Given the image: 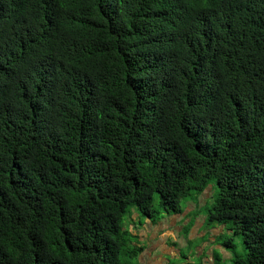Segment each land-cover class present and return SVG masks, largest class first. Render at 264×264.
Segmentation results:
<instances>
[{"label": "trees", "instance_id": "obj_1", "mask_svg": "<svg viewBox=\"0 0 264 264\" xmlns=\"http://www.w3.org/2000/svg\"><path fill=\"white\" fill-rule=\"evenodd\" d=\"M212 183L264 264V0H0V264H137Z\"/></svg>", "mask_w": 264, "mask_h": 264}, {"label": "crops", "instance_id": "obj_2", "mask_svg": "<svg viewBox=\"0 0 264 264\" xmlns=\"http://www.w3.org/2000/svg\"><path fill=\"white\" fill-rule=\"evenodd\" d=\"M181 216L182 214H176L172 215L170 218L163 217L159 221L153 223L148 218L141 219L136 212L132 214V222L128 225L129 231L135 236L137 244L143 248L137 258V264H178L181 257V248L187 247L188 244L187 242L184 243L185 240L175 235L174 230L168 227V223L175 225V228L181 230L182 227L178 226L181 221ZM204 224V218L201 220L196 218L192 225L191 240L206 234V231L203 229ZM154 228L155 231L152 234L149 233V231ZM211 230L215 234L219 233L216 227H212ZM211 241L214 242V239ZM175 242L178 243L175 244ZM143 244H145V246H143ZM208 244L209 242L204 243V247L199 248L201 255L204 254V248ZM149 247H151L152 251ZM214 249H219L225 256L229 254L228 250H226L222 244H216ZM191 253L192 250H190L188 254V259L185 260L186 263H193L190 259ZM214 255L213 249H209L205 256L201 258V264H214Z\"/></svg>", "mask_w": 264, "mask_h": 264}, {"label": "rangeland", "instance_id": "obj_3", "mask_svg": "<svg viewBox=\"0 0 264 264\" xmlns=\"http://www.w3.org/2000/svg\"><path fill=\"white\" fill-rule=\"evenodd\" d=\"M214 188V184H210L207 189L200 195H193L190 199H185L182 201L181 206L183 208L181 221L178 224V226L182 227L181 230H178L175 228V225H172L171 223H168V227L170 229H173L175 232V235L180 237V239L185 240L187 242V247L181 248V257L178 261V264H186V261L188 259V254L190 250H192V253L190 255V259L194 264H201V258L205 256V254L208 252L209 249H213V253L215 255H218L221 259L222 264H232L233 255L230 253L228 249V256H225L219 249H214V246L216 244H222L224 246V243L228 245L229 242H232V246L234 249V252L241 257H244L245 250L244 245L242 241L241 235H234L230 231L226 230L225 227H222V225L218 224H211L207 225L206 218V212L209 207H211L214 203V197L216 194V190ZM197 200V202H195ZM136 212L135 208H132L130 211V217H128L125 220V226L127 224H130L132 222V214ZM137 213V212H136ZM173 214L164 215V218H170ZM196 218L205 219V224L203 229L206 231V234H204L202 237H196L191 240V232H192V225L194 224ZM143 219V217H141ZM189 220V221H188ZM142 221V220H141ZM127 227V226H126ZM212 227H216L219 231L218 234H215L212 232ZM155 231V228L150 230L149 233H153ZM221 231V232H220ZM170 233V232H169ZM214 239V242L211 240ZM231 240V241H230ZM209 242V244L204 248V254H200L199 248L204 247V243ZM178 242H175L177 244ZM145 246V244H143ZM149 249L152 251L151 247ZM150 251V252H151ZM159 254V253H157Z\"/></svg>", "mask_w": 264, "mask_h": 264}, {"label": "clouds", "instance_id": "obj_4", "mask_svg": "<svg viewBox=\"0 0 264 264\" xmlns=\"http://www.w3.org/2000/svg\"><path fill=\"white\" fill-rule=\"evenodd\" d=\"M147 218V217H146ZM149 219V218H148Z\"/></svg>", "mask_w": 264, "mask_h": 264}]
</instances>
